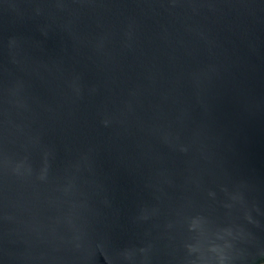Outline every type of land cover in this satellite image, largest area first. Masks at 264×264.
I'll use <instances>...</instances> for the list:
<instances>
[{
    "label": "water",
    "instance_id": "obj_1",
    "mask_svg": "<svg viewBox=\"0 0 264 264\" xmlns=\"http://www.w3.org/2000/svg\"><path fill=\"white\" fill-rule=\"evenodd\" d=\"M264 262V0H0V264Z\"/></svg>",
    "mask_w": 264,
    "mask_h": 264
},
{
    "label": "rangeland",
    "instance_id": "obj_2",
    "mask_svg": "<svg viewBox=\"0 0 264 264\" xmlns=\"http://www.w3.org/2000/svg\"><path fill=\"white\" fill-rule=\"evenodd\" d=\"M261 264H264V262H263V263H261Z\"/></svg>",
    "mask_w": 264,
    "mask_h": 264
}]
</instances>
